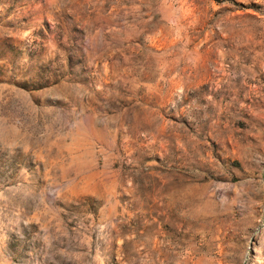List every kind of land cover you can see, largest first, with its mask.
<instances>
[{"label":"rangeland","instance_id":"obj_1","mask_svg":"<svg viewBox=\"0 0 264 264\" xmlns=\"http://www.w3.org/2000/svg\"><path fill=\"white\" fill-rule=\"evenodd\" d=\"M0 264H264V0H0Z\"/></svg>","mask_w":264,"mask_h":264}]
</instances>
